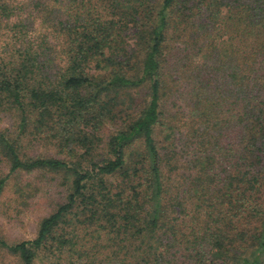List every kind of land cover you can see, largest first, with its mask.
<instances>
[{
	"label": "trees",
	"instance_id": "16d2710c",
	"mask_svg": "<svg viewBox=\"0 0 264 264\" xmlns=\"http://www.w3.org/2000/svg\"><path fill=\"white\" fill-rule=\"evenodd\" d=\"M1 114L65 191L14 264H264V0H0Z\"/></svg>",
	"mask_w": 264,
	"mask_h": 264
},
{
	"label": "rangeland",
	"instance_id": "374dc122",
	"mask_svg": "<svg viewBox=\"0 0 264 264\" xmlns=\"http://www.w3.org/2000/svg\"><path fill=\"white\" fill-rule=\"evenodd\" d=\"M34 28L40 29L38 25ZM136 98L144 99V92L136 95ZM10 119V116L1 114L0 129L8 128ZM112 131L110 128L107 130ZM44 144L30 143L26 148L23 146L26 150L24 152L28 156L55 155L53 148ZM8 170L7 163L0 157V176H6ZM61 184L59 178L51 174H12L0 196V238L9 243L33 239L40 220L65 197ZM0 264H14V261L0 254Z\"/></svg>",
	"mask_w": 264,
	"mask_h": 264
}]
</instances>
